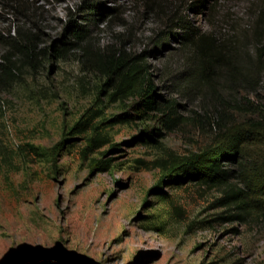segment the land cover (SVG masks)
I'll return each mask as SVG.
<instances>
[{
    "label": "rangeland",
    "instance_id": "rangeland-1",
    "mask_svg": "<svg viewBox=\"0 0 264 264\" xmlns=\"http://www.w3.org/2000/svg\"><path fill=\"white\" fill-rule=\"evenodd\" d=\"M27 1L42 9L37 24L48 49L35 67L24 63L13 86L0 91V264H264V217L230 218L238 210L219 201L220 188L160 182V159L200 151L212 135L189 124L169 131L155 118L157 110L151 119L117 122V116L133 113L134 100L110 101L105 77L90 70L82 50L57 58L51 49L69 21L83 16L100 53L150 51L146 61L164 96L159 103L175 94L188 116L204 95L173 93L175 79L164 72L181 67L182 57L154 40L182 15L198 33L250 45L264 0H199L200 10L189 7L192 0ZM17 20L0 0V32L13 33ZM168 43L178 46L175 39ZM3 53L0 46V60ZM83 116H93L98 132L110 139L86 156L96 131H72ZM152 129L161 132L155 134L158 144L144 141ZM114 143L120 145L112 150ZM29 144L47 156H37ZM104 158L113 159L111 167L99 170L94 160Z\"/></svg>",
    "mask_w": 264,
    "mask_h": 264
},
{
    "label": "trees",
    "instance_id": "trees-1",
    "mask_svg": "<svg viewBox=\"0 0 264 264\" xmlns=\"http://www.w3.org/2000/svg\"><path fill=\"white\" fill-rule=\"evenodd\" d=\"M3 1L8 3L18 20L13 33L9 31L4 35L0 32V46L4 51L0 60V91L13 86L24 63L35 67L38 58L48 49L42 46L43 29L37 24L41 7L30 6L27 0ZM192 1L191 9L202 8L203 1ZM86 20L89 19L83 16L71 19L65 36L51 46L52 53L57 58H64L74 49L82 50L90 57V70L105 77L102 87L108 90L110 101L134 100L130 106L133 113L117 116V122L127 123L135 117L151 119L154 116L150 112L157 110L160 115L155 118L158 117L169 131L189 124L212 135L210 143L200 151L181 156L169 152L167 158L160 159L156 167L165 172L160 182L171 178L179 184L196 182L220 188L223 197L219 201L232 204L238 210L230 218L243 219L248 214L264 217V90L263 95L258 93L264 88V4L251 25L254 41L250 45L247 41L219 39L212 32L198 33L182 15L174 16L167 29L154 40L167 52L179 53L182 57L180 68L177 66L175 71L164 72L167 78L175 79L173 93L184 94V90L191 95L195 90L200 91L189 99L204 95L188 116L180 111L185 105L179 103L175 94L167 98L166 103H159L158 97L164 99V96L157 93L151 66L146 61L150 51L137 53L118 48L111 56L100 53L91 44ZM170 39H175L178 46L170 45ZM218 84L225 95L219 92ZM90 129L96 134L88 139L84 156L110 143L107 135L98 132L93 116H83L72 131L83 133ZM160 133L158 129L149 130L143 136L144 141L158 144L155 134ZM63 145L64 142L60 143ZM119 145L114 143L112 150L118 149ZM27 146L37 156H47L43 148L33 144ZM112 161L97 159L94 165L99 170H108Z\"/></svg>",
    "mask_w": 264,
    "mask_h": 264
}]
</instances>
